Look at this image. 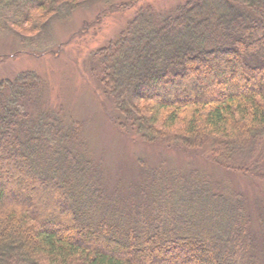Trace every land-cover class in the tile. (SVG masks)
<instances>
[{
    "label": "trees",
    "instance_id": "obj_1",
    "mask_svg": "<svg viewBox=\"0 0 264 264\" xmlns=\"http://www.w3.org/2000/svg\"><path fill=\"white\" fill-rule=\"evenodd\" d=\"M90 1L0 0V14L48 49L50 23ZM92 59L121 127L148 143L220 144L213 164L262 183L260 203L249 211L192 171L106 186L76 147L79 124L20 73L0 79V264H264V0L140 9Z\"/></svg>",
    "mask_w": 264,
    "mask_h": 264
},
{
    "label": "rangeland",
    "instance_id": "obj_2",
    "mask_svg": "<svg viewBox=\"0 0 264 264\" xmlns=\"http://www.w3.org/2000/svg\"><path fill=\"white\" fill-rule=\"evenodd\" d=\"M190 1L195 0L90 1L66 19L50 23L48 49L33 41L22 43L14 28L7 27L13 25L10 23L15 16L7 10L10 13L0 14V25L4 26L0 29V79L32 72L43 80L48 105L62 107L63 115L79 124L76 147L89 153L98 164L106 186L137 184L142 170L163 168L175 171L179 177L192 171L209 177L215 184H227L247 200L249 211H253V205L260 203L263 184L214 165L211 152L220 144L206 143L188 149L163 138L152 143L140 140L121 127L122 122L96 77L93 53L113 42L140 9L168 13ZM36 50L43 55L29 53ZM178 176L170 180L175 182L173 179Z\"/></svg>",
    "mask_w": 264,
    "mask_h": 264
}]
</instances>
